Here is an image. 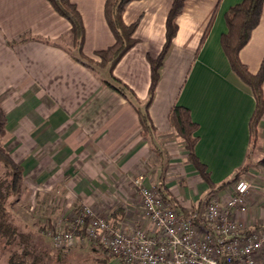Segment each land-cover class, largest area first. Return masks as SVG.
<instances>
[{
    "label": "crops",
    "instance_id": "1",
    "mask_svg": "<svg viewBox=\"0 0 264 264\" xmlns=\"http://www.w3.org/2000/svg\"><path fill=\"white\" fill-rule=\"evenodd\" d=\"M71 1L84 21V53L96 59V51L115 42L104 15L105 0ZM172 1L133 0L123 13L126 24L138 23V42L114 74L142 106L149 98V58L162 51ZM241 1H185L149 107L156 128L152 143L142 134L134 105L103 82L108 71L90 69L73 58L70 22L48 0H0V105L7 116L3 143L23 167L21 196L14 201L30 205L31 212L46 215V220L55 217L58 225L63 218L57 212L88 205L114 226L129 231L143 226L153 232L133 184L134 177L142 176L150 187L163 184L185 212L202 207L210 187L187 160L184 140L168 115L175 105L189 108L198 123L196 154L215 184L231 179L246 162L256 99L231 68L221 43L228 29L226 13ZM240 58L251 73L260 69L264 5ZM258 128L247 175L252 182L248 209L234 212L248 230L264 226V114ZM5 172L0 162V176ZM234 184L215 194L225 201Z\"/></svg>",
    "mask_w": 264,
    "mask_h": 264
},
{
    "label": "trees",
    "instance_id": "2",
    "mask_svg": "<svg viewBox=\"0 0 264 264\" xmlns=\"http://www.w3.org/2000/svg\"><path fill=\"white\" fill-rule=\"evenodd\" d=\"M52 7L60 15L65 17L71 25V54L73 58L82 65L93 69H104L108 71V78L103 82L118 90L134 105L137 110L142 125V134L152 143H155L156 128L152 123L149 107L155 95V89L160 78V70L173 39L178 32L177 18L182 12L186 0H173L166 21V41L162 51L156 58H149L151 64V83L149 88V98L142 106L135 92L120 80L114 69L122 57L137 44L138 39L134 36L138 23L126 24L123 20V13L127 5L133 0H105L104 15L106 22L111 29L115 42L108 48L95 52L99 57L96 60L84 53V43L86 39V29L82 14L77 5L71 0H48ZM264 0H242L233 5L226 13L227 32L222 35L221 43L223 50L230 62L233 71L244 81L253 91L256 99V107L250 120V147L258 139V125L264 114V59L257 73H251L248 66L240 58V50L249 41L252 31L260 22ZM170 124L178 131L184 140V147L187 150V160L190 161L201 178L209 185V195L225 188L231 183H237L242 171L247 170V162L244 163L234 174V176L221 184H215L211 178L207 167L196 154L195 147L198 142L196 135L198 123L191 116L189 108L175 105L169 112ZM7 116L0 105V162L6 167V172L0 176V238L10 245L16 242L20 234L18 228L13 224V215L8 208V203L12 195L21 191L23 184V167L16 162L11 153L3 143L6 133ZM247 155V158H248ZM163 184L158 186L163 196L174 206L183 210L187 208L181 206L176 198H172L163 189ZM22 241L18 242V245ZM101 248L110 254L113 252L104 246ZM22 256H28L29 251L22 252ZM114 255V254H113ZM18 256V257H22ZM122 263V262H121ZM123 264V263H122Z\"/></svg>",
    "mask_w": 264,
    "mask_h": 264
},
{
    "label": "built area",
    "instance_id": "3",
    "mask_svg": "<svg viewBox=\"0 0 264 264\" xmlns=\"http://www.w3.org/2000/svg\"><path fill=\"white\" fill-rule=\"evenodd\" d=\"M133 184L153 232L143 226L133 231L114 226L110 218L84 206L73 215L71 229L54 236L56 244L66 247L76 233L85 232V237L109 248L123 264H264V226L248 230L234 215L248 209L252 189L248 179H239L225 201L214 193L202 207L188 212L146 185L142 176L134 177Z\"/></svg>",
    "mask_w": 264,
    "mask_h": 264
},
{
    "label": "rangeland",
    "instance_id": "4",
    "mask_svg": "<svg viewBox=\"0 0 264 264\" xmlns=\"http://www.w3.org/2000/svg\"><path fill=\"white\" fill-rule=\"evenodd\" d=\"M96 57V60H99V57ZM257 146L258 139L252 144L249 151L246 160L247 170L242 171L240 174L242 178H246L250 182L251 179L247 175ZM156 188L158 189V187ZM20 192L11 196L8 208L13 214L11 220L22 234V237L17 236L16 242L10 245L0 238V264H122L117 256L105 252L99 244L90 241L87 236L85 237V232H80L79 235H77L79 232L76 233L72 243L66 245V247L56 244L54 236L57 233L69 231L72 227L73 215L88 205H79L70 213L69 211L60 210L56 215L59 214L58 216L63 219L58 221L62 225H58L54 224L55 217L51 216L53 220H46V215L42 217L37 212H31L30 205L15 202L14 200L21 196ZM19 241H22V244L19 243L18 245ZM25 250L29 251L28 256H22V252Z\"/></svg>",
    "mask_w": 264,
    "mask_h": 264
}]
</instances>
